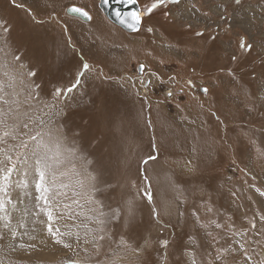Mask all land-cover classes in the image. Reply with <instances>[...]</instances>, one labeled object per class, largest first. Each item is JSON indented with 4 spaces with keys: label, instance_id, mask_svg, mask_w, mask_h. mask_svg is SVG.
Here are the masks:
<instances>
[{
    "label": "rangeland",
    "instance_id": "rangeland-1",
    "mask_svg": "<svg viewBox=\"0 0 264 264\" xmlns=\"http://www.w3.org/2000/svg\"><path fill=\"white\" fill-rule=\"evenodd\" d=\"M99 1L0 0V264H264V0H166L133 32ZM101 100L78 136L64 113Z\"/></svg>",
    "mask_w": 264,
    "mask_h": 264
},
{
    "label": "snow or ice",
    "instance_id": "snow-or-ice-1",
    "mask_svg": "<svg viewBox=\"0 0 264 264\" xmlns=\"http://www.w3.org/2000/svg\"><path fill=\"white\" fill-rule=\"evenodd\" d=\"M14 6L16 7H20V8H24L23 4H15V0H12ZM127 2L130 3H136V0H127ZM166 2V0H152V2L150 3V5H148L145 9V12L143 13H137V12H131L129 13V15L132 18L133 23L128 24L129 28H135V25L139 24L141 22L142 16L145 14L151 15L157 8L161 7L164 5V3ZM235 2L237 4H239L241 2V0H235ZM28 13V15L30 17H32L33 22L35 21V17L33 15V13L31 12V9H25ZM69 12L71 13H78L81 16L90 19L91 17L89 16L88 12L78 8L76 6H72L71 8L68 9ZM165 15H167V13H165ZM0 27L3 28V30L5 32L10 31L9 28H7L6 25H4L3 23H0ZM148 31H152L151 28L148 29ZM199 35V34H198ZM25 40L27 42H30L34 45L35 48V52H34V58L37 60V62H42L46 59L47 56L51 55L50 53L47 52V49L45 48L43 41L41 40V38L38 35H31L29 34ZM70 44V41H69ZM250 47V46H249ZM17 60H19V57H16ZM143 65H141V68L143 69ZM90 69V65L87 62H84L82 64V68L81 70L77 73L76 78H75V82L73 84H71L68 88L66 89H56V96H61V95H66L67 93H71L73 92L76 88H78L81 85V80L82 77L84 76V72L88 71ZM39 75L38 72H34V71H28L27 72V76L36 78ZM34 87H36L37 89L40 87L39 85H34ZM204 92H207L208 90L205 88L203 89ZM168 95H171V93H169ZM108 104L109 102L107 100H101L100 101V106L99 108H96L95 111L87 116V118H85L84 115H80V113L78 111H73V112H69V113H64V116L66 119H69L71 121H73L75 128L77 129V135L78 136H83V137H87L90 132H91V125L92 123L95 121L97 123H99L101 120L104 119L107 111H108ZM92 106L95 108V101H92ZM79 116V120L80 123H75V117ZM27 125H25L26 127ZM5 135H7V133H5ZM153 147H155V145H153ZM156 159L155 156L153 155H148V157L142 161L143 164H147L149 161H154ZM38 163L43 164L45 167L46 165V161L44 160H40L38 161ZM0 165H3L2 167H0V180L4 181L5 183L8 181L10 174L14 171L15 169V163L12 159L11 156H6L4 158V160L0 161ZM39 176H40V180L43 181L44 177H45V172L44 170H40L39 172ZM41 187L40 184L37 185V188L39 189ZM261 195H264V193H261ZM143 197L145 199L148 200L149 203H151L152 201V195L151 193L147 192L146 190L143 191ZM39 199H44L45 202L47 203L46 198L41 195L39 197ZM129 205L130 208L134 207V198L133 200L129 201ZM3 202L0 201V208H3ZM209 212L212 211L211 208L208 209ZM152 214L153 215H157L156 213V209H152ZM48 217L49 220L52 219L51 213H48ZM262 219H264V217H262ZM135 221V216L134 214H130L129 216V222H130V226L132 227H137L138 225H135L134 223ZM214 225L215 228H220L221 225L219 223H217L215 220H211L209 223H203L201 224V227L204 229H208L210 226ZM48 231L55 235V233L53 232V229L51 227V225H49L48 227ZM58 231V230H57ZM210 234V233H209ZM191 243H195L194 241L191 240V237L189 238ZM167 241H163L162 244L163 245H167ZM67 247V245H65ZM217 259H219V257H217ZM192 264H196L195 260H193Z\"/></svg>",
    "mask_w": 264,
    "mask_h": 264
},
{
    "label": "water",
    "instance_id": "water-1",
    "mask_svg": "<svg viewBox=\"0 0 264 264\" xmlns=\"http://www.w3.org/2000/svg\"><path fill=\"white\" fill-rule=\"evenodd\" d=\"M72 6H74V5H70L66 8V11L69 15L79 17L82 20H89L88 18H85L78 13L69 12L68 9L71 8ZM99 6H100L101 10H103L104 14L112 22L118 24L119 26H121L124 29L126 28L128 30L134 31L140 25V23H139V24L135 25V28H129L128 27V24L133 23L132 18L129 15V13H131V12L141 13L140 8H139L137 3L133 4V3L127 2V0H100Z\"/></svg>",
    "mask_w": 264,
    "mask_h": 264
},
{
    "label": "bare ground",
    "instance_id": "bare-ground-1",
    "mask_svg": "<svg viewBox=\"0 0 264 264\" xmlns=\"http://www.w3.org/2000/svg\"><path fill=\"white\" fill-rule=\"evenodd\" d=\"M137 3V2H136ZM74 6H76V5H74ZM78 7V6H77ZM79 8H81V7H79ZM83 9V8H82ZM126 11V10H125ZM126 14V13H125ZM105 15V14H104ZM72 16V15H71ZM106 16V15H105ZM72 17H76V16H72ZM77 18H79V17H77ZM106 18L107 19H109L107 16H106ZM79 19H81V18H79ZM82 20V19H81ZM110 20V19H109ZM83 21H85V22H88L87 20H83ZM111 21V20H110ZM112 22V21H111ZM112 23H114V22H112ZM114 24H116V23H114ZM116 26H118V27H120L121 29H123V30H126V31H129V32H133L132 30H128V29H124V28H122L121 26H119L118 24H116ZM135 31V30H134Z\"/></svg>",
    "mask_w": 264,
    "mask_h": 264
}]
</instances>
